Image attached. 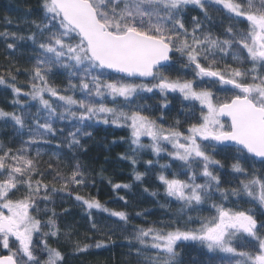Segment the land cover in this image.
Wrapping results in <instances>:
<instances>
[{
	"label": "snow or ice",
	"instance_id": "obj_1",
	"mask_svg": "<svg viewBox=\"0 0 264 264\" xmlns=\"http://www.w3.org/2000/svg\"><path fill=\"white\" fill-rule=\"evenodd\" d=\"M40 9L27 37L36 52L29 90L17 87L15 76L11 82L0 76L17 106L0 109V122L21 137L15 151L0 143V264H64V254L48 243L61 231L49 205L69 184H85V173L77 164L70 176L54 174L62 187L50 188L31 153L39 157L64 127L67 146L82 148L80 137L91 136L87 129L97 124L127 129L131 155L122 159L135 166L150 151L164 196L188 210L190 222V213L197 214L194 228L135 229L137 253H156L145 264H179L177 248L185 243L217 255V264H264V219L233 207L243 201L264 211V0H41ZM210 10L230 23L216 24ZM24 39L14 36L7 47ZM177 62L185 71L173 76ZM54 76H63L67 87L52 84ZM21 97L37 102L35 115ZM173 99L182 103L184 131L179 118L165 124ZM221 152L236 154L234 186L221 183ZM162 153L178 170L159 164ZM146 164L151 169L154 161ZM134 178L142 181L144 173L134 168ZM75 199L90 217L95 209L129 219L94 198Z\"/></svg>",
	"mask_w": 264,
	"mask_h": 264
},
{
	"label": "trees",
	"instance_id": "obj_2",
	"mask_svg": "<svg viewBox=\"0 0 264 264\" xmlns=\"http://www.w3.org/2000/svg\"><path fill=\"white\" fill-rule=\"evenodd\" d=\"M40 4L41 0H0V76L9 82L11 77L15 76L16 86L24 91L29 90L36 56L27 37L36 31L32 22H40ZM210 14L218 25L227 26L230 23L221 13L210 10ZM191 15H199V12H192ZM186 26L190 27L187 22ZM240 27L243 28L244 25ZM215 31L217 35H221L224 28L220 27ZM14 36H23L25 39L15 41V49H9L7 44L14 41ZM181 71L185 70L181 69L177 62L172 75L175 76ZM50 82L61 91L68 83L63 76L50 77ZM79 95L77 93V97ZM14 99L10 88L0 86V109L7 112L16 111L17 106L12 103ZM145 103L153 105L154 108L158 105L157 100H147ZM21 104L30 107L32 114L35 115L37 102L21 97ZM170 107L172 112L166 116L165 124H172L174 118H179L180 129L184 131L187 124L185 117L180 115L182 103L179 99H173ZM153 114L154 118L159 116L158 112L154 111ZM87 130L91 132V136L80 137L82 148L67 146L69 129L64 127L63 135L57 132L50 145L41 147L39 157L35 156V151L31 153L39 171L44 174L43 182L50 188L54 183L56 188L62 187L59 182L53 180L56 173L65 177L70 176L77 164L85 173V184L80 186L69 184L54 197L55 203L49 205L56 213L61 231L58 238H48V243L64 254V264H145L146 258H155L156 253L154 251L137 253L140 246L134 240L135 229L153 226L165 230L176 227L181 230L194 228L197 226L195 223L197 214L190 213L193 217L190 222L186 215L188 210L182 211L178 202L164 196V189L157 179L160 171L159 165L155 163L157 158L150 151L136 157L135 166L130 159H122L131 155L127 129L97 124ZM23 139H27V135ZM20 141L21 137L16 135L14 128L0 122V143L15 151L21 146ZM235 155L231 152H221L216 156L224 165L219 175L225 187L238 184L231 173ZM149 159L154 161L151 169L146 164ZM170 162L173 169L178 170L177 162L170 161L166 154L162 153L159 164ZM244 166L251 172L252 169L247 164ZM254 167L258 171L261 170L258 163ZM134 168L144 173L142 181H135ZM115 184L130 185V188L116 189ZM154 192L157 195H152ZM77 195L99 200L110 211H123L129 219L127 222L120 221L118 217L111 216L108 212L95 209L92 210L90 217L82 202L75 199ZM233 207L254 213L258 221L264 219V211L256 205L242 201ZM209 214L204 212L203 216ZM40 215L44 219L47 218L44 213ZM234 243L239 245L241 238L237 237ZM97 244H100V247H96ZM84 246H87L86 251L78 250ZM177 251L179 264H217L218 261L217 255L194 243L178 245Z\"/></svg>",
	"mask_w": 264,
	"mask_h": 264
},
{
	"label": "rangeland",
	"instance_id": "obj_3",
	"mask_svg": "<svg viewBox=\"0 0 264 264\" xmlns=\"http://www.w3.org/2000/svg\"><path fill=\"white\" fill-rule=\"evenodd\" d=\"M145 140H147V138H144Z\"/></svg>",
	"mask_w": 264,
	"mask_h": 264
}]
</instances>
